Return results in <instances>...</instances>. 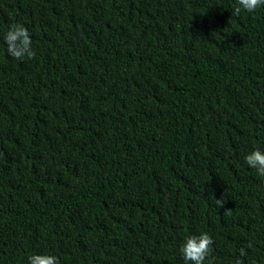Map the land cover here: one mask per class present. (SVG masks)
Wrapping results in <instances>:
<instances>
[{
    "label": "trees",
    "instance_id": "obj_1",
    "mask_svg": "<svg viewBox=\"0 0 264 264\" xmlns=\"http://www.w3.org/2000/svg\"><path fill=\"white\" fill-rule=\"evenodd\" d=\"M237 6L0 0V264H185L202 232L204 264H264V6Z\"/></svg>",
    "mask_w": 264,
    "mask_h": 264
},
{
    "label": "clouds",
    "instance_id": "obj_2",
    "mask_svg": "<svg viewBox=\"0 0 264 264\" xmlns=\"http://www.w3.org/2000/svg\"><path fill=\"white\" fill-rule=\"evenodd\" d=\"M239 6L234 7L233 14L239 16L241 11L248 13L255 12L257 8L264 6V0H237ZM7 51L13 58L22 60L25 56L34 58L36 53L32 50L31 38L28 29L20 24H12L5 37ZM247 165L256 170V173L264 177V151L258 147L245 156ZM219 207H223L224 202L221 199L216 200ZM231 210L224 213L230 214ZM213 239L207 232L200 235H189L180 246L179 252L182 254L185 264H204L206 258L212 251ZM251 247V243L248 244ZM241 256L244 255V249L240 250ZM29 264H59V259L50 254H33L28 257ZM236 264H243L242 260H237Z\"/></svg>",
    "mask_w": 264,
    "mask_h": 264
}]
</instances>
